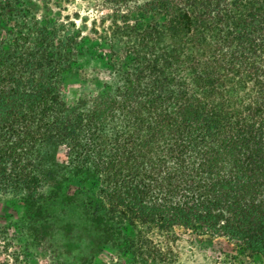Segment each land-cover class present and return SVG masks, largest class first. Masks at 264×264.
Returning <instances> with one entry per match:
<instances>
[{"label": "trees", "instance_id": "16d2710c", "mask_svg": "<svg viewBox=\"0 0 264 264\" xmlns=\"http://www.w3.org/2000/svg\"><path fill=\"white\" fill-rule=\"evenodd\" d=\"M101 1L108 77L70 106L82 28L50 0H0V197L25 209L21 246L0 228V264L53 244L41 196L75 181L90 226L58 249L74 264L108 247L178 264V229L264 263V0Z\"/></svg>", "mask_w": 264, "mask_h": 264}, {"label": "rangeland", "instance_id": "374dc122", "mask_svg": "<svg viewBox=\"0 0 264 264\" xmlns=\"http://www.w3.org/2000/svg\"><path fill=\"white\" fill-rule=\"evenodd\" d=\"M53 13L73 19L77 26L83 30L81 43L82 61L85 76L82 80L72 81L65 91L68 105L76 104L80 99L88 98L95 94L100 85L106 81L109 65L104 59H100L98 43L104 30L108 27V21L101 18L110 13L102 6L101 0H50ZM105 22V24H104ZM95 30L99 33L96 34ZM97 73L101 74L97 78ZM78 182H73L66 191V195H57L48 188L41 196V202L46 211V219L52 226L53 244L32 247L19 262L11 261L5 255L1 256L2 262L8 264H74L77 262V251L62 249L59 242H67L68 235H75L82 231L85 237L90 226L86 216L87 196L76 195ZM88 188L94 190L92 183ZM14 196L0 197V228L4 229L13 242L19 247L23 244V236L17 226V220L24 214V207L18 203ZM79 233V234H80ZM180 238L178 250L180 260L178 264H264L260 257H249L242 250L235 248L228 240L202 237L190 231L178 229ZM74 238V237H73ZM71 238V239H73ZM62 240V241H61ZM66 241V242H65ZM59 247V248H58ZM84 248V247H82ZM64 254V255H63ZM84 254V250L81 253ZM118 254L110 247L97 255L98 264H116Z\"/></svg>", "mask_w": 264, "mask_h": 264}]
</instances>
